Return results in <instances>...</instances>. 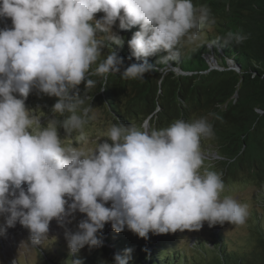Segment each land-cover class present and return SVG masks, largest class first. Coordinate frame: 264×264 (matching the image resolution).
Instances as JSON below:
<instances>
[{"label": "clouds", "instance_id": "1", "mask_svg": "<svg viewBox=\"0 0 264 264\" xmlns=\"http://www.w3.org/2000/svg\"><path fill=\"white\" fill-rule=\"evenodd\" d=\"M98 12L104 16L94 19ZM0 18L12 22L0 29V235L18 222L36 246L48 238L50 221L63 225L78 211L86 219L77 231L65 232L75 254L86 245L101 247L98 233L109 222L115 233L127 228L143 239L150 232L199 231L205 222L245 224L247 205L231 196L221 200V175L200 172L201 138L214 135L206 117L176 120L159 130L119 123L107 133L111 143L97 144L87 155L63 147L57 132L58 125L69 132L83 127V116L73 112V90L82 82L95 86L86 74L101 57L104 40L123 46V37L112 30L117 20L120 30L139 26L127 41L136 62L121 72L123 58L111 49L95 73L143 81L156 70L149 57L165 53L160 60L178 59L182 41L201 38L210 19L207 6L197 8L192 0H0ZM97 33L106 35L99 39ZM247 38L228 32L223 41L240 44ZM34 88L58 98L53 111L73 114L41 128L25 107ZM33 125L37 130L29 131ZM131 252L116 254L113 264H129Z\"/></svg>", "mask_w": 264, "mask_h": 264}, {"label": "trees", "instance_id": "2", "mask_svg": "<svg viewBox=\"0 0 264 264\" xmlns=\"http://www.w3.org/2000/svg\"><path fill=\"white\" fill-rule=\"evenodd\" d=\"M192 2L197 8L210 9L201 38L191 43L182 41L178 59L160 60L165 53L149 57V63H156V70L146 73L143 81L125 79L119 73H95L111 49L123 58L121 72L136 62L130 58L127 41L139 26L120 30L117 20L112 30L123 37L124 44L117 47L104 40L101 57L86 74V79L95 82L94 89L82 91L78 85L73 90L77 96L73 112L79 104L84 106L79 115L85 120L93 104H105L116 123L134 126L137 122L139 127L147 123L150 130L166 128L180 119L189 122L200 115L209 116L213 143L223 163L222 174L238 171L252 184V192L246 194L248 200H238L248 207L245 235L236 232L234 237L226 233V226L209 227L205 222L208 237H193L194 243L189 245L185 231L150 232L149 238L143 239L127 228L115 233L109 222L98 233L103 240L101 247L92 252L80 249L75 254L67 245L54 247L55 254L45 247L40 251L43 264H72L76 260L82 264H113V257L129 248V264H264V0ZM95 15L102 17L104 13ZM238 31L248 38L240 44L224 43L228 32ZM97 34L99 39L106 35ZM105 206L110 207L111 202Z\"/></svg>", "mask_w": 264, "mask_h": 264}, {"label": "rangeland", "instance_id": "3", "mask_svg": "<svg viewBox=\"0 0 264 264\" xmlns=\"http://www.w3.org/2000/svg\"><path fill=\"white\" fill-rule=\"evenodd\" d=\"M100 18L101 16H94V19ZM11 26L12 22L10 18H0V29L4 27L11 28ZM98 35L100 34H97V37L99 38ZM79 87L82 91H92L94 89L93 87H85L84 82H82ZM17 98L20 97L17 96ZM57 99V97L48 96L44 93L39 92V90L36 88H34L26 98L25 107L26 109L31 110L30 115L32 117H35V119L40 121L41 128L47 127L49 121L52 119L63 121L65 119H68L67 117L73 114V112L69 111L67 113L64 112L63 114L53 111L52 108L53 105L57 102ZM83 104H85V101L83 102ZM82 108H84V106L79 104L76 110H74V113L79 115ZM193 117H195V115H193L192 118ZM201 117H206L208 119L209 116L207 117L205 115H200V118ZM194 120H196V118L190 120L189 122H192ZM113 125H118V123H116L115 116L108 111L106 105L93 104L90 113L85 119V123L81 129H76L69 132L58 125L57 132L58 137L61 139L63 147H76L82 150L87 155L95 150L97 144L107 141V133L110 127ZM133 125L138 129L146 128L150 130V127L147 123H144L142 127H139L137 122H134ZM163 128V126L155 127V129L157 130ZM36 130L37 129L35 125H33V127L29 129V131ZM107 142L111 143L110 141ZM200 144L202 154L204 156V163L202 168L200 169L201 174H203V171L205 169L214 171L221 175V178L225 184V190L220 194V199L222 200L225 196H231L236 199L237 202H239L238 200L240 199L248 200V196L253 189L252 184L249 180L245 179V177L240 176L241 173H238V171L234 175L230 173H227L225 175L222 174L221 169L223 168V163L221 162V158L219 156V150L214 146L213 136L210 138H201ZM246 194L248 196H246ZM69 203H71V201ZM83 219H86V215L78 211L73 213L71 217L67 218V220L71 221L70 223H68L66 220V222L61 225L57 222V220L53 219L49 223V232L47 234L48 238L42 240L41 243L36 246L30 244L29 230L21 226L17 222L14 227L7 229L4 235H0V264H18V261H20L22 264H43L44 262L41 261V249L49 247V251L52 252V254H55L54 247L56 248L60 247L61 245H67L65 232L77 231L78 224ZM3 223L4 217L0 216V225H3ZM223 225L226 226V233L234 237H237L235 235L236 232L241 235H245L247 227L249 226L247 221L243 225H232L227 223H224ZM186 231L187 230H185L184 232V236H189V245H193V237H202L201 234L204 235L205 238L208 237V229L204 225L199 231ZM82 249L84 252L94 251V248L90 249L87 245Z\"/></svg>", "mask_w": 264, "mask_h": 264}]
</instances>
